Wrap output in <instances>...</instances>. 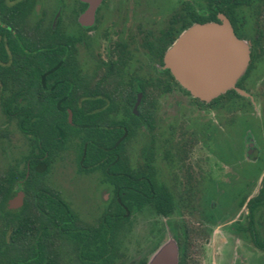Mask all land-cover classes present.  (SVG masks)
<instances>
[{
  "label": "flooded vegetation",
  "instance_id": "flooded-vegetation-1",
  "mask_svg": "<svg viewBox=\"0 0 264 264\" xmlns=\"http://www.w3.org/2000/svg\"><path fill=\"white\" fill-rule=\"evenodd\" d=\"M0 3V113L6 122L15 125L2 110L41 108L48 59L70 76L76 69L84 77L85 90L71 93L77 105L127 109L136 118L148 113L147 129L141 126L133 135V141L147 140L134 161L130 150L129 155L138 169L142 147L150 149L147 171L168 191L171 209L165 215L149 209L133 213L132 219L145 211L151 219L135 256L128 259L122 247L124 257L117 264H264V198H257L264 189V0ZM221 19L248 62L232 88L206 103L178 88L164 59L187 31L221 25ZM175 93L212 114L210 126L199 130L200 137L206 132L204 145L211 143V157L203 160L211 166H185L182 152L171 147L173 138L162 143L168 146L163 151L168 166L156 165L157 113L168 109ZM61 103L55 107L68 109ZM0 137L9 141L8 134Z\"/></svg>",
  "mask_w": 264,
  "mask_h": 264
},
{
  "label": "trees",
  "instance_id": "trees-1",
  "mask_svg": "<svg viewBox=\"0 0 264 264\" xmlns=\"http://www.w3.org/2000/svg\"><path fill=\"white\" fill-rule=\"evenodd\" d=\"M2 8L0 3V12ZM77 73L75 69L70 76L48 59L43 64L41 108L2 110L14 120L27 148L0 169V264H117L124 257L119 250L131 232L133 213L149 209L165 215L171 209L168 191L147 171L150 149L142 147L144 161L138 169L129 155L134 133L141 126L147 129V111L140 112L143 122L127 109L77 105L71 93L83 92L86 83ZM58 101L68 109L55 107ZM68 147L75 153L77 172H99L111 192L106 207L90 222L83 221L47 180ZM16 190L24 193L23 204L9 210L7 202ZM257 198H264V189Z\"/></svg>",
  "mask_w": 264,
  "mask_h": 264
},
{
  "label": "rangeland",
  "instance_id": "rangeland-1",
  "mask_svg": "<svg viewBox=\"0 0 264 264\" xmlns=\"http://www.w3.org/2000/svg\"><path fill=\"white\" fill-rule=\"evenodd\" d=\"M157 117L159 121H157L155 133L158 144L156 145V165L158 167L165 168L168 166V162L163 160V151L168 146L162 147L163 141L168 138L174 140L171 147L182 152L180 155L185 157L183 159L185 166L202 164L211 166L210 163L205 164L203 162V160H209L211 157V143L205 146L207 137L204 136L206 132H204L203 137H200L199 132L202 125L210 126L212 119L210 110L201 111L190 104L188 97L175 93L170 96L168 109L160 110ZM1 133L8 134L9 141L8 139H0V169L4 168L8 162L12 163L17 160L22 153L26 152L27 148L24 138L21 137L15 125L12 122H6L0 113ZM146 140L147 138H136L131 143L130 153L133 161ZM3 149L6 150L5 153ZM47 180L53 188L61 193L63 199L70 204L79 217L86 222L97 219L111 198L109 186L100 174L78 175L76 173L74 153L71 147H68L57 157ZM150 217L146 211L134 216L131 232L124 240L123 245L128 259L135 256L134 252L138 244L142 245L141 242L145 237Z\"/></svg>",
  "mask_w": 264,
  "mask_h": 264
},
{
  "label": "water",
  "instance_id": "water-1",
  "mask_svg": "<svg viewBox=\"0 0 264 264\" xmlns=\"http://www.w3.org/2000/svg\"><path fill=\"white\" fill-rule=\"evenodd\" d=\"M221 21V25L187 31L164 59L165 67L180 86L206 103L232 88L248 62V54L228 22ZM68 121L71 123L70 112ZM23 200L24 194L17 193L7 202V209H19Z\"/></svg>",
  "mask_w": 264,
  "mask_h": 264
}]
</instances>
